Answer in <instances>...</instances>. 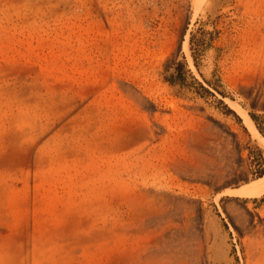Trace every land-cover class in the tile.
<instances>
[{
  "label": "rangeland",
  "instance_id": "rangeland-1",
  "mask_svg": "<svg viewBox=\"0 0 264 264\" xmlns=\"http://www.w3.org/2000/svg\"><path fill=\"white\" fill-rule=\"evenodd\" d=\"M226 99L264 137V0H0V264H264Z\"/></svg>",
  "mask_w": 264,
  "mask_h": 264
},
{
  "label": "bare ground",
  "instance_id": "bare-ground-1",
  "mask_svg": "<svg viewBox=\"0 0 264 264\" xmlns=\"http://www.w3.org/2000/svg\"><path fill=\"white\" fill-rule=\"evenodd\" d=\"M183 49L185 50L188 59L190 60V53L186 46V42H183ZM228 105L242 118L243 124L246 126L250 134L257 139V141L264 147V137L258 132L253 120L249 116L247 110L240 104L226 99ZM224 193L228 195H235L240 197H255L264 193V172L236 187H230L224 190Z\"/></svg>",
  "mask_w": 264,
  "mask_h": 264
}]
</instances>
